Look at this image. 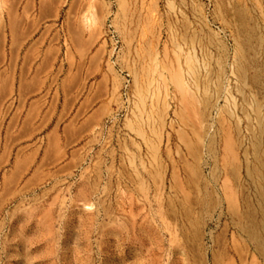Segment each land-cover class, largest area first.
I'll list each match as a JSON object with an SVG mask.
<instances>
[{
  "label": "rangeland",
  "instance_id": "1",
  "mask_svg": "<svg viewBox=\"0 0 264 264\" xmlns=\"http://www.w3.org/2000/svg\"><path fill=\"white\" fill-rule=\"evenodd\" d=\"M0 264H264V0H0Z\"/></svg>",
  "mask_w": 264,
  "mask_h": 264
}]
</instances>
